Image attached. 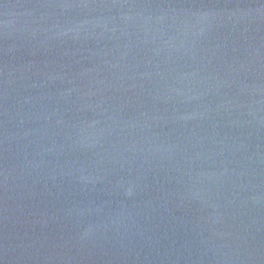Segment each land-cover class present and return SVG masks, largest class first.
Segmentation results:
<instances>
[{
  "label": "water",
  "instance_id": "1",
  "mask_svg": "<svg viewBox=\"0 0 264 264\" xmlns=\"http://www.w3.org/2000/svg\"><path fill=\"white\" fill-rule=\"evenodd\" d=\"M0 264H264V0H0Z\"/></svg>",
  "mask_w": 264,
  "mask_h": 264
}]
</instances>
